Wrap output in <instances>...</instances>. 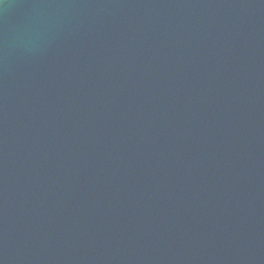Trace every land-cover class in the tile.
I'll return each instance as SVG.
<instances>
[{"label": "water", "instance_id": "water-1", "mask_svg": "<svg viewBox=\"0 0 264 264\" xmlns=\"http://www.w3.org/2000/svg\"><path fill=\"white\" fill-rule=\"evenodd\" d=\"M0 264H264V0H0Z\"/></svg>", "mask_w": 264, "mask_h": 264}]
</instances>
